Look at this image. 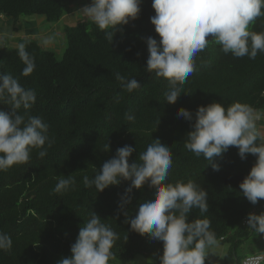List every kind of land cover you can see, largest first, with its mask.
Masks as SVG:
<instances>
[{"label":"trees","instance_id":"trees-1","mask_svg":"<svg viewBox=\"0 0 264 264\" xmlns=\"http://www.w3.org/2000/svg\"><path fill=\"white\" fill-rule=\"evenodd\" d=\"M80 1L0 0V19L15 25L20 16L36 15L58 23ZM151 5L152 0H143L138 18L118 26L111 44L86 16L79 23H65L66 49L59 61L43 43L19 38L17 46L25 43L36 65L27 76L22 74L24 64L17 48L0 47V71L35 89L37 99L28 111L49 125L52 141L51 147L45 145L43 158L38 155L40 149H33L28 163L0 171V232L13 241L11 250H0V264H57L71 255L70 247L92 212L118 233L109 263L143 255L148 260L145 264H159L162 242L132 231L125 222V214L134 217L139 204L151 199L155 189L145 184L126 194L131 182L122 180L97 192L83 183V177H94L117 148L130 145L136 149L131 163L157 138L172 152L166 183L192 179L208 193V212L193 209L189 220L209 219L216 242L229 244L222 264H240L245 257L238 251L254 231L242 223L248 213L264 211V200L252 205L239 184L256 158L246 154L241 160L238 149L230 147L215 159L219 171H214L203 156L196 157L184 147L194 121L178 117L177 110L185 108L194 115L198 106L218 102L227 107L239 101L264 116V53L255 59L237 58L224 54L210 38L195 59V71L183 85L184 92L168 104L164 95L168 81L146 70V39L159 40L150 22L155 15ZM250 30L264 31V17L257 18ZM117 72L137 79L141 88L128 92L115 79ZM10 107L0 103V110ZM126 113L135 119L127 120ZM62 175L73 176L76 183L69 191L55 193ZM129 196L130 201L123 203Z\"/></svg>","mask_w":264,"mask_h":264},{"label":"clouds","instance_id":"clouds-1","mask_svg":"<svg viewBox=\"0 0 264 264\" xmlns=\"http://www.w3.org/2000/svg\"><path fill=\"white\" fill-rule=\"evenodd\" d=\"M141 2L90 0L79 11L105 32L111 44L118 26L138 18ZM151 6L155 15L150 17V22L159 40L151 36L146 39V70L168 81V90L164 93L168 104H174L184 92L183 85L195 71V59L206 49L210 38L224 54L237 58L255 59L258 53H264V31L250 30L257 18L264 17V0H152ZM50 41L48 37L43 43ZM17 50L24 64L22 74L27 76L35 70L34 57L26 50L25 43L18 44ZM115 79L130 93L141 88L137 79H129L119 72L115 73ZM36 99L35 89L0 71V103L11 106L9 111L0 110V171L28 163L33 149H40L38 155L43 158L47 147H51L49 125L41 116L30 115L28 111ZM177 115L194 121L184 147L196 157L203 156L214 171H219L215 159L230 147L238 149L241 160L246 154L255 156V163L239 188L252 205L264 200V131L257 127L259 117L251 105L236 101L225 107L212 102L198 106L194 115L185 108H179ZM125 116L129 121L135 119L130 113ZM108 150L106 144L105 151ZM135 150L130 145L117 148L94 177H83L84 186L102 192L123 180L131 182L126 194L145 184L154 188L151 199L139 204L134 217L127 218L125 214V222L132 231L162 242L159 264H205L210 248L216 244L215 232L209 219L190 221L189 214L193 209H199L201 214L208 212L207 191L192 179L166 183L172 167V152L159 138L152 139L139 154L138 161L130 163ZM75 183L73 176L62 175L53 191H69ZM130 199L129 196L123 203ZM245 223L248 229L264 235V212L248 213ZM118 238V233L92 212L70 247L71 255L61 258L57 264H109L114 255L111 249ZM12 244L11 237L0 232V250H11ZM246 264H258V260Z\"/></svg>","mask_w":264,"mask_h":264},{"label":"rangeland","instance_id":"rangeland-1","mask_svg":"<svg viewBox=\"0 0 264 264\" xmlns=\"http://www.w3.org/2000/svg\"><path fill=\"white\" fill-rule=\"evenodd\" d=\"M86 0H81L77 5L74 6L76 8L80 4H83ZM143 1V0H142ZM1 18V16H0ZM87 18V17H86ZM85 17L79 12L76 15L75 23H79L80 21L84 20ZM2 20V19H0ZM5 20L0 21V47H14L17 48V40L21 39H32L37 40L40 43H43L46 36L53 35V44L46 46L49 51H52L56 59L59 61L62 59L63 53L66 49V38L63 33V27L65 25L64 21H59L58 23H48L45 19L41 16H20L17 24L13 23H5ZM15 28V30H13ZM259 215V214H258ZM260 234L254 232L251 235V238L247 241L250 244L251 239L258 238ZM258 241L262 243L263 241L260 238ZM229 248L228 243H219L216 242L214 246H212L209 250V254L206 257L205 261L210 264H222L223 258L225 253ZM242 251H238V255H241ZM147 259L143 255H135L131 260L123 263L115 262L109 264H145L147 263Z\"/></svg>","mask_w":264,"mask_h":264},{"label":"crops","instance_id":"crops-1","mask_svg":"<svg viewBox=\"0 0 264 264\" xmlns=\"http://www.w3.org/2000/svg\"><path fill=\"white\" fill-rule=\"evenodd\" d=\"M89 3H90V0H86L83 4H80L76 8L71 7L70 12L62 18V21H64L66 24H73L76 20V15L80 12L79 10L83 6L88 5ZM48 37L51 38V41L48 44L43 43L45 46H49L50 44L51 45L53 44V39H54L53 35H51L49 33V35H47L46 38H48ZM258 117H259V119L257 120V127L260 128L262 131H264V116L258 115ZM253 236H254V232H253ZM260 238L263 241V245H262V243H260V241H258ZM261 252H264V235H262V234H260L258 236V238H256V239H253V240L251 239V243L249 245L246 244V246L242 250V254H243L242 256L244 257V256L256 254V253H261Z\"/></svg>","mask_w":264,"mask_h":264},{"label":"built area","instance_id":"built-area-1","mask_svg":"<svg viewBox=\"0 0 264 264\" xmlns=\"http://www.w3.org/2000/svg\"><path fill=\"white\" fill-rule=\"evenodd\" d=\"M245 221L246 219L243 221L242 225L244 227H247V224L245 223ZM251 260H258V264H264V252L253 254V255H248L241 260L240 264H246V262L251 261Z\"/></svg>","mask_w":264,"mask_h":264}]
</instances>
